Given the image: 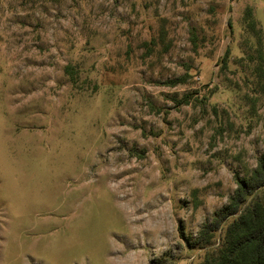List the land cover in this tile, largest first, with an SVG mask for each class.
Here are the masks:
<instances>
[{
	"label": "rangeland",
	"instance_id": "1",
	"mask_svg": "<svg viewBox=\"0 0 264 264\" xmlns=\"http://www.w3.org/2000/svg\"><path fill=\"white\" fill-rule=\"evenodd\" d=\"M261 159L264 0H0V264H201Z\"/></svg>",
	"mask_w": 264,
	"mask_h": 264
},
{
	"label": "trees",
	"instance_id": "2",
	"mask_svg": "<svg viewBox=\"0 0 264 264\" xmlns=\"http://www.w3.org/2000/svg\"><path fill=\"white\" fill-rule=\"evenodd\" d=\"M184 82L185 79L180 78L170 84ZM189 102L185 98V103ZM263 189L264 159H261L253 175L239 181V187L229 205L216 214L211 224L202 229L197 245L210 249L201 264H264ZM232 216L238 217L227 226L222 245L215 248L212 243L215 233Z\"/></svg>",
	"mask_w": 264,
	"mask_h": 264
}]
</instances>
